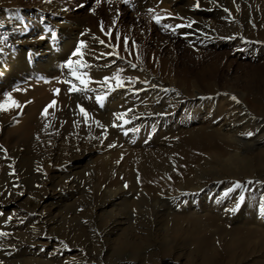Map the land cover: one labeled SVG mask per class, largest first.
<instances>
[{"label": "rangeland", "instance_id": "374dc122", "mask_svg": "<svg viewBox=\"0 0 264 264\" xmlns=\"http://www.w3.org/2000/svg\"><path fill=\"white\" fill-rule=\"evenodd\" d=\"M58 1L1 0L7 10L26 9L55 22L62 15L49 7L60 4ZM72 1L76 7L71 16L78 17L84 41L93 47L86 48L87 57L94 59L115 49L123 59L116 55L97 59L109 65L104 66V73L124 69L121 75L131 78L121 88L124 91H135L139 84L150 89L152 94L139 101V107L150 112L152 121H159L157 127L164 129L167 139L180 138L181 144L178 149L161 147L167 139L155 135L148 141L152 147L142 151L112 136L109 145L94 148L58 143L54 133H49L43 139L40 159L29 163L30 171L38 170L40 177L21 172V163L12 158V151L27 152V145L38 133L39 100L47 97L65 110L74 107L78 112V106H83L75 97L78 93H69L70 85L63 82L68 74L66 58L62 66L66 74L48 85L23 82L0 93V103L10 107L0 113L5 122L0 130V179L1 161L8 160L13 181H1L0 196L11 202L20 196L18 202L10 203L6 215L12 210L22 213L24 218L14 223L23 228L22 233L27 231L42 241L43 245L35 248L48 264H133V258L147 247L151 248V261L163 264H204L205 256L213 257L216 264H264V227L232 224L219 215L200 211L211 187L215 185L211 195L218 198L235 183L242 187L249 183L251 206L256 213L260 207L264 209V146L232 141L224 128L210 127L205 121L213 116L209 107L213 103L218 107L223 99L227 102L223 111L228 103L233 104L264 122V0L229 3L219 8V14L204 6L205 0H144L148 10L141 12L133 7L143 0ZM187 2L194 7L192 12L183 8ZM162 7V14L153 13ZM123 12L128 14L125 19ZM153 17L161 22L157 24ZM101 22L105 32L112 29L111 39L101 32ZM132 25H139L141 31L126 34L131 49L125 51L122 32ZM1 29L10 36L9 26ZM188 33L195 37L192 43L185 35ZM240 47L243 51L235 54L233 50ZM92 74V79L98 76ZM8 96L19 107L11 106ZM32 99L39 106L26 121L16 123ZM88 113L90 124L96 126L95 121H99L105 126L102 132L111 133L104 117ZM14 132L20 134L22 142L9 143ZM237 137L244 138L241 134ZM206 160L212 165L202 173ZM176 196L183 198L177 209L180 212L156 214L152 209L154 202H168ZM188 206L200 213L187 212ZM116 219L120 222L115 223ZM205 237L210 238L203 245L200 240ZM8 239L0 247V257H18L5 260V264H29L23 258L30 256L34 247L22 236L9 235Z\"/></svg>", "mask_w": 264, "mask_h": 264}, {"label": "bare ground", "instance_id": "6f19581e", "mask_svg": "<svg viewBox=\"0 0 264 264\" xmlns=\"http://www.w3.org/2000/svg\"><path fill=\"white\" fill-rule=\"evenodd\" d=\"M238 1L240 0H205L203 5L209 6V8H215L214 12L219 14V8L226 7L229 3H238ZM58 2L60 4L54 3L49 7L51 11L62 15V18L55 22L26 9L7 10L2 6V2L0 0V93H5L10 89L17 88L23 82L34 83L38 81L48 85V83L54 81L56 77L61 74H66L62 68L63 63L66 58L71 57V53L76 47H78V42L81 40L84 41V35L81 33L79 28L80 22H77L79 20L78 17H72L73 15L71 14L72 8L76 7L75 5L73 6L74 1L59 0ZM215 2H217V4H215ZM163 4H166V1L163 2ZM146 5L147 1L143 0L138 2L133 9L139 10L140 12L146 11L148 10ZM183 8H186L191 12L194 9L192 4L188 2L183 3ZM163 11H165L164 7L158 8L155 11L153 10V13L159 15L162 14ZM126 16H128V14L125 12L121 14L122 19H125ZM1 26L10 27V36L2 34ZM138 26L139 25H132L128 31L123 30L122 34L126 37V34L131 35V32L133 33V31H141ZM52 33L56 34L55 37H53ZM178 34L181 35L183 33L180 32ZM185 35L188 39H191L190 43L195 41L194 35L190 33ZM41 37H43V39H41ZM86 44L88 45V48H93L91 44ZM129 46L131 47V45H128V47ZM95 50L98 51L100 48H95ZM83 51L85 53V60L94 66L90 70L91 74L93 73L95 76L98 75L93 78L94 81H100L104 77L112 76V74L104 73V64H102V62H98L96 58H88L86 55L88 51L86 49ZM241 51H243V48L241 47L233 50L235 54H239ZM68 78H70L69 73L66 75V79ZM90 87L100 89L102 86L97 83H92ZM149 94H152V91L147 89L143 84L137 85L135 91H124L119 88L107 95V99L103 106H100L97 103L95 99V92L76 94L75 97L77 101L88 111L106 119V122L111 129L110 134L103 133L101 127H98L97 125L93 126V124H90L89 120L86 122L84 116L79 117V112L76 108L74 109V107L72 110H65L62 105L55 103L54 107L50 108L48 114L45 116L43 114L44 109L51 102L47 97L41 98L39 102L40 106H42V110L38 108L40 113L36 122L38 133L27 145V152L23 153L16 148L12 151V158L21 163V172L27 173L30 171L31 167L29 166V163H34L40 159L41 149L44 150L45 148L43 146V139L49 133H54V141L58 143H72L77 145L84 144L94 148H102L110 144L112 136H116L124 143L135 145L142 151L149 149L152 146L148 143V141L151 138H155V135H158L160 138L165 137L164 139H167L166 134L163 131L164 129L159 130L157 127L159 121H152V119L148 117L150 112L142 109L141 106L139 107L138 102ZM35 101L36 100L32 99L28 102V106H26L25 111L22 113V118L16 123H22L28 119V115L35 109V107L39 106L38 104H34ZM177 102L179 105L180 101L177 100ZM225 103L227 102L221 99L218 103L219 108L216 107V103H213L209 107V111H212L213 116L206 117V123H208L210 127L217 125L218 128H224L225 132L228 135H231L230 139L232 141H241L250 147L255 145H261L263 147L264 122L258 121L252 117L246 108H235L233 104L228 103L223 111L222 105ZM216 108H218L219 111L217 114L216 111H214ZM1 112L5 111H0V113ZM124 112H127L126 118L129 121L133 119V122L123 125L122 121L115 119L114 114ZM222 114L223 120L219 122V116ZM138 116L142 117L139 118ZM113 124L122 126L113 127ZM4 125L5 122L0 119V130ZM46 125H50V127H45ZM125 132H127V135H125ZM248 133H252V135L249 136ZM240 134L241 137H244L243 140L241 137L240 140L239 137H237V135ZM14 142H22L18 132H14L9 137V143ZM163 144L164 145L161 147L171 146L173 149H178L181 143L180 138L172 137L164 141ZM211 165V161L206 160L202 166V173H207L206 170ZM73 166H75V164ZM11 167L12 163L10 161H1L2 178L0 179V193L3 191L1 181L3 182L8 180L9 183L13 182ZM30 172L31 173L29 175H34L35 178L40 177L38 170L33 169ZM237 184L239 183H235L231 188L222 191L218 195V198H216L215 195H211V193L216 189L214 185L210 189L211 193L205 199V204H203L201 208H198L201 209V212L219 215L222 220H228V222L232 224L246 223L248 226L256 225V227L263 228L264 209L260 207L259 211L256 213V210L251 206L250 196L248 195L250 192L248 191L250 184L246 183L243 187L239 184V188L236 187ZM230 189H232V191H229ZM236 193L237 196L234 197ZM241 196L244 197L242 201L240 200ZM246 197L248 198V201H245V199H247ZM182 199L183 198L180 196H176L171 198L168 202L158 200L153 203L152 209L156 212V214L163 213L169 215L171 212L178 213L176 211L180 210V208L179 210L177 209L178 206H180L179 203L183 201ZM19 200V195H17L12 202L4 200L3 196H0V204L2 205L0 207V232L8 234L7 236L0 237V247L5 246V243L9 240V235H15L17 237L22 236L26 239L30 246L34 247V250L29 251L31 255L28 257L24 256L25 258L23 259H25L29 264H48L47 262L42 261L43 256L37 253L38 249L35 248L43 245L42 241L37 237H33L28 234L27 231L22 233L21 229L23 228L19 226L18 223H14L24 218L22 213L12 210L9 212L8 216L6 215V209L10 206V203H16ZM187 209V212L192 210L195 214L200 213L199 209L196 207L193 208L192 206H188ZM182 211L181 214L185 212ZM255 218H257L258 221H255ZM114 222L119 223L120 221L116 219ZM256 231L258 230L256 229ZM215 235L216 234H213L212 237ZM209 238L210 237H205L204 239H201L200 243L205 245ZM150 251L151 248L147 247L142 254L133 258V264H163L160 261H151ZM17 257L18 256H10L8 254L4 257L3 255L0 257V264L8 263L5 260H13ZM48 260L51 261V259ZM203 260L204 264H216L213 257L205 256ZM12 264L15 263L13 262Z\"/></svg>", "mask_w": 264, "mask_h": 264}, {"label": "snow or ice", "instance_id": "6c2138e0", "mask_svg": "<svg viewBox=\"0 0 264 264\" xmlns=\"http://www.w3.org/2000/svg\"><path fill=\"white\" fill-rule=\"evenodd\" d=\"M97 2H99V0H97ZM109 2H111V0H109ZM125 3H129L130 0H124ZM83 6V5H80ZM94 11V10H93ZM152 11V10H149ZM225 11H228L227 9H225ZM153 19L155 20V22L157 24H159L161 22L159 17H153ZM115 24V21H114ZM191 24V22H190ZM190 26V25H189ZM167 27V25L165 26ZM180 27V26H177ZM100 28H101V32H104V34L106 36L109 37V39H111V33H112V29L109 28L107 32H105L104 29V24L103 22H101L100 24ZM53 37H55V33H52ZM41 39H43V37H41ZM117 41L120 40V36L117 35L116 37ZM99 43L102 45H105V41L104 40H99ZM128 38L124 37V48L125 51H129L128 48ZM134 43V42H133ZM106 47H113L111 45V43L105 45ZM88 48V45L86 44V42H84L83 40L78 42V47H76L74 49V51L71 53V57L75 58H69L64 67L68 70L69 73V77L68 79H66L65 81H63L66 84H69L70 87L68 88L69 93H91V92H95L96 96L95 99L97 101V103L100 106L104 105V102L107 99V95L112 92L115 91L116 89L119 88H123L125 83L128 82L131 78L128 77H123L121 75V73L124 71V69H118L116 72H114L112 74L111 77H104L102 80L100 81H94L91 78V68L92 65L87 62L85 60V53H84V49ZM112 55H116L119 57L118 52L115 51V49L113 50V52H109V53H100L99 56L96 57V59H99L100 57H110ZM120 59H123L122 57H119ZM138 58V57H137ZM113 63H115V61H113ZM105 67L109 66V65H104ZM132 68H136L137 65L136 64H131ZM78 82V84L76 83ZM114 82V83H113ZM134 82V81H133ZM92 83H97L100 84L102 87L100 89H95L90 87V85ZM153 87H155V85H153ZM57 93H59V89L55 90ZM233 100H236V97H232ZM6 100H10L11 101V106L13 107H19V104L13 100L11 98V96H8L6 98ZM56 101L53 100L49 105H47L44 109L43 114L46 116L49 112L50 108H53L55 105ZM79 107V112L84 116L85 121L87 122L89 119V113L88 111H86V109L83 106H78ZM10 107L6 106V104L4 103H0V111H9ZM115 115V119L116 120H120L122 121L123 125L128 124L130 121L126 118L127 117V112L124 113H117L114 114ZM96 125L98 127L104 128L105 126L102 125L99 121H95ZM113 127H121L122 125H117V124H113ZM45 127H50V125H46ZM106 131V129H105ZM125 135H127V132H125ZM249 136L252 135V133H248ZM110 146H115V145H110ZM127 186V185H126ZM237 188L240 187L239 184L236 185ZM229 191H232V189H230ZM227 195V193H226ZM244 199V197H240V200L242 201ZM8 234L5 232H0V237H4L7 236Z\"/></svg>", "mask_w": 264, "mask_h": 264}]
</instances>
